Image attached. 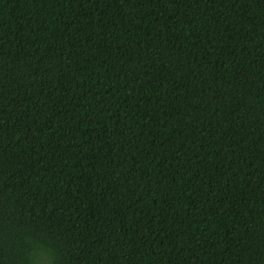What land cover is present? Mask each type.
<instances>
[{
	"label": "trees",
	"instance_id": "trees-1",
	"mask_svg": "<svg viewBox=\"0 0 264 264\" xmlns=\"http://www.w3.org/2000/svg\"><path fill=\"white\" fill-rule=\"evenodd\" d=\"M0 264H264V0H0Z\"/></svg>",
	"mask_w": 264,
	"mask_h": 264
},
{
	"label": "clouds",
	"instance_id": "clouds-1",
	"mask_svg": "<svg viewBox=\"0 0 264 264\" xmlns=\"http://www.w3.org/2000/svg\"><path fill=\"white\" fill-rule=\"evenodd\" d=\"M43 254H47V253H43Z\"/></svg>",
	"mask_w": 264,
	"mask_h": 264
}]
</instances>
